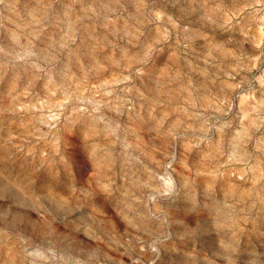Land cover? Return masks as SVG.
<instances>
[{
	"label": "rangeland",
	"instance_id": "1",
	"mask_svg": "<svg viewBox=\"0 0 264 264\" xmlns=\"http://www.w3.org/2000/svg\"><path fill=\"white\" fill-rule=\"evenodd\" d=\"M0 264H264V0H0Z\"/></svg>",
	"mask_w": 264,
	"mask_h": 264
}]
</instances>
